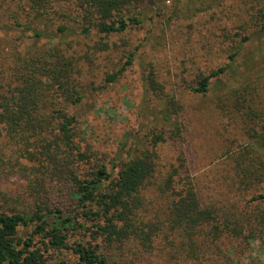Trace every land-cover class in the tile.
<instances>
[{
	"label": "trees",
	"instance_id": "1",
	"mask_svg": "<svg viewBox=\"0 0 264 264\" xmlns=\"http://www.w3.org/2000/svg\"><path fill=\"white\" fill-rule=\"evenodd\" d=\"M147 1L154 4V0ZM144 2L0 0V31L16 33V41H29L24 53H12L0 64V138L5 141L0 145V176L7 171L19 172L25 180L34 178L28 185L35 189L40 184L37 176L26 174L33 167L21 160L34 161L65 190L61 206H57L48 203L47 196L36 197L40 191L36 189L30 212L11 208L7 196L0 193V264H61L54 255L63 250L74 254L75 264H115L107 255L110 249L122 253L124 246L132 244L150 253L158 237L176 249L184 262H194L208 253L217 255L215 247L223 238H255L264 250V205L255 203L264 202V188L245 201L244 208L238 204L264 182L262 152L252 145L226 150L224 158L232 175L227 178L231 190L240 192L239 199L228 197V204L204 199L182 149H178L175 163L163 165L160 161L162 145L176 148L186 131L184 104L174 96L162 98H167L163 101L165 124L150 128L141 144H134L125 154L122 149L115 158L103 162L75 143L77 119L71 110L83 98V85L76 79L80 69L74 58L61 53L56 42L44 48L37 42L43 38L51 42L57 32L65 36L72 30L70 22L82 33L90 29L108 36L121 33L140 22L134 12ZM59 8H65L61 16L65 21L51 33L48 27L53 23L47 17ZM258 18L261 21L255 34L241 36L228 52L227 63L196 72L193 85L188 86L192 93H206L221 74L232 77L234 68L230 66L244 43L264 42V13ZM255 51L258 53H248L242 60L246 71L241 73L239 87L217 95L216 107L225 117L251 115L250 105H243L252 101L256 90L252 79L264 70V63L259 65L263 50ZM131 59L128 56L121 68L107 74L105 83L114 81ZM146 75L152 96H165L162 92L167 83L156 80L152 72ZM247 133L257 142L264 140L263 131L251 127ZM144 193H153L161 204L157 201L158 207L149 208ZM84 221L89 225L83 227ZM24 228L29 230L23 233Z\"/></svg>",
	"mask_w": 264,
	"mask_h": 264
},
{
	"label": "rangeland",
	"instance_id": "2",
	"mask_svg": "<svg viewBox=\"0 0 264 264\" xmlns=\"http://www.w3.org/2000/svg\"><path fill=\"white\" fill-rule=\"evenodd\" d=\"M137 10L134 13L140 22L129 25L121 33L108 36L95 29L82 33L70 22L72 30L65 36L57 32L51 42L43 38L36 43L44 48L56 42L61 53L74 58L80 69L76 79L83 85V98L71 110L77 119L75 143L81 150L92 153V158L104 159L103 162L115 158L122 149L125 154L134 144H141L150 128L165 124L163 101L167 98H162L174 96L182 106L184 104L182 120L186 131L176 148L162 145L161 164L175 163L178 149H182L204 199L224 204H228V197L239 199L240 192L231 190L233 186L227 178L231 170L224 157L226 150H239L245 145L254 146L264 157V151H260L264 149V140L257 142L247 133L251 127L264 132V70L257 72V79H252L257 84L256 90L251 94L252 101L243 105L245 108L250 105L252 118L240 113L225 117L216 107V98L239 87L241 73L246 71L242 66L246 54L263 50L259 65L264 63V42L244 43L238 49L240 53L234 65L230 66L234 68L230 73L232 77L221 74L206 93H192L188 86L193 85L199 70L216 69L227 63L228 52L243 34H255L261 21L258 16L264 13V0H154L152 5L146 0ZM64 11L65 8H59L48 15L53 23L48 27L51 33L55 32L57 24L65 21L61 17ZM16 36L14 32L0 31V64L12 53H24L29 47V41H16ZM128 56H132L131 63L114 81L105 83V76L121 68ZM150 72L159 82L167 83L162 92L165 96L159 99L147 88L146 74ZM234 72L238 73L233 75ZM228 107L227 104L226 109ZM4 143L0 138V145ZM3 152L8 154L5 149ZM21 161L33 167L26 174L37 176L40 184L33 189L28 182L33 184L34 178L28 181L19 172L7 171L0 176V193L1 197L7 196L9 206L30 212L36 189L40 190L36 197L42 194L48 197V203L61 206L59 202L63 201L65 190L57 179H50L34 161ZM262 188L264 182L256 187L255 193L239 201L241 209L245 201ZM144 198L149 208L161 204V199L156 200L153 193H144ZM255 203L264 205V202ZM83 225L86 227L89 223L84 221ZM28 230L24 228L23 233ZM164 241L163 237H158L150 253L127 244L122 253L112 248L107 255L115 264H264V250L255 238H223L215 247L217 255L208 253L194 262H184L183 256ZM54 258L61 264H75L77 259L69 250L56 253Z\"/></svg>",
	"mask_w": 264,
	"mask_h": 264
}]
</instances>
